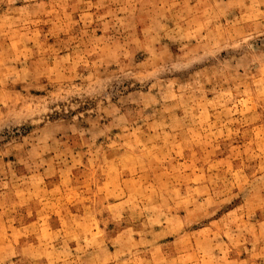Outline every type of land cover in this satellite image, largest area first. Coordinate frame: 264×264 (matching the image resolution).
<instances>
[{
	"label": "rangeland",
	"instance_id": "1",
	"mask_svg": "<svg viewBox=\"0 0 264 264\" xmlns=\"http://www.w3.org/2000/svg\"><path fill=\"white\" fill-rule=\"evenodd\" d=\"M0 264H264V0H0Z\"/></svg>",
	"mask_w": 264,
	"mask_h": 264
}]
</instances>
